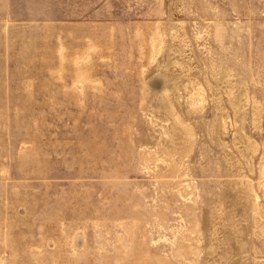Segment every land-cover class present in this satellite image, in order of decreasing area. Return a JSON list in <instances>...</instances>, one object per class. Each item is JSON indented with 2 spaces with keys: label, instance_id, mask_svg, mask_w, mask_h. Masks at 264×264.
<instances>
[{
  "label": "rangeland",
  "instance_id": "rangeland-1",
  "mask_svg": "<svg viewBox=\"0 0 264 264\" xmlns=\"http://www.w3.org/2000/svg\"><path fill=\"white\" fill-rule=\"evenodd\" d=\"M0 264H264V0H0Z\"/></svg>",
  "mask_w": 264,
  "mask_h": 264
}]
</instances>
